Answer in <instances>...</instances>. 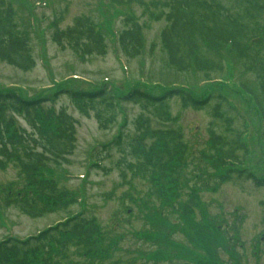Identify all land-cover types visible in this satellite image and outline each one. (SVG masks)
<instances>
[{"label":"rangeland","instance_id":"rangeland-1","mask_svg":"<svg viewBox=\"0 0 264 264\" xmlns=\"http://www.w3.org/2000/svg\"><path fill=\"white\" fill-rule=\"evenodd\" d=\"M5 2L12 5L17 26L29 37L35 67L21 72L0 62V89H16L28 98L47 99L46 110L56 113L64 109L74 120L72 154L58 164H48L44 174L77 203L67 208H51L35 219L23 215L14 206H6L2 190L20 189L23 183L16 166L9 163L0 170V241L11 236L26 239L82 213L118 241L113 257L123 263L264 264V185L233 177L214 188L194 192L192 195L196 198L192 201L196 206L190 214H173L153 199L149 183L133 176L124 165L126 161L133 162L124 144L135 134L132 123L140 113L139 108L121 103L122 115L119 114L117 122L108 130L101 131L92 114H81L70 99L55 93L63 87L86 92L110 83L122 94L131 84L139 83L154 89V94L168 87L190 85L192 97L196 99L204 98L207 93L226 97L234 109L228 113L233 120L231 128L244 132L248 152L244 162L246 170L261 183L264 180V121L252 100L239 88L240 84L253 87V77L245 74L237 61H229L226 70L211 84L198 81L193 73L177 74L167 65L160 43L165 23L151 21L148 14L143 15V10L134 5L118 6L112 0ZM80 16L88 17L103 34L108 45L103 57L80 60L71 50H62L51 41L53 21L57 19L59 27L65 29ZM126 16L135 17L142 27L145 49L135 59L125 58L116 42ZM213 104L210 102L203 110H193L182 108L180 99L172 98L169 109L174 121L162 125L151 120V125L153 129L175 130L188 149L198 153L209 140L210 124H214L216 133L223 131L222 123L210 116ZM17 124L29 131L20 118ZM119 142L120 146L116 144ZM193 166L194 163L188 167L190 173ZM193 183L181 191V203L190 198ZM165 192L168 197L174 196L172 190ZM158 212L165 217L155 220L154 214Z\"/></svg>","mask_w":264,"mask_h":264},{"label":"trees","instance_id":"trees-1","mask_svg":"<svg viewBox=\"0 0 264 264\" xmlns=\"http://www.w3.org/2000/svg\"><path fill=\"white\" fill-rule=\"evenodd\" d=\"M112 2L118 6H137L151 21L165 23L160 43L167 65L177 74L193 73L198 81L211 84L226 70L229 61H237L254 83L253 87L240 84L239 88L252 100L264 121V0ZM122 21L117 46L127 59L140 57L145 49L141 25L133 16ZM52 28L51 41L62 50H71L80 60L107 53L103 34L88 17L75 18L65 29L59 27L56 19ZM0 62L21 72L35 67L29 37L17 26L16 13L5 0H0ZM142 85L133 83L122 94L110 83L86 92L63 87L55 93L70 99L81 114H92L101 131L117 122L119 114L122 115L121 103L139 108L140 113L132 123L136 135L128 137L124 144L133 162L126 161L124 165L133 176L147 181L153 199L173 214H190L196 206L192 201L196 198L194 192L214 188L233 177L264 185V180L259 183L246 170L244 132L231 128L233 120L228 113L234 109L226 97L207 93L196 99L190 85L168 87L154 94V89ZM172 98H179L182 108L193 110L206 109L214 102L210 116L222 123L223 131L216 133L214 124H210L209 140L198 153L190 151L175 130L153 129L151 125V120L162 125L174 121L169 109ZM46 101L28 98L16 89H0V170L13 163L23 180L20 189L2 190L7 199L5 205L14 206L32 219L51 208H67L77 203L44 174L48 164L65 161L75 143L74 120L64 109L56 113L46 110ZM19 118L29 131L18 126ZM190 162L194 163L191 173ZM192 182L190 198L181 203V191ZM166 190H172L174 196L165 195ZM154 217L162 219L165 214L158 212ZM117 242L95 220L79 213L36 236L1 240L0 264H129L113 257Z\"/></svg>","mask_w":264,"mask_h":264}]
</instances>
